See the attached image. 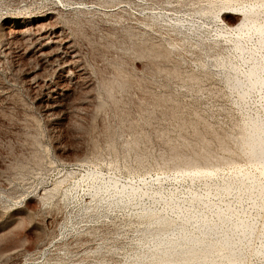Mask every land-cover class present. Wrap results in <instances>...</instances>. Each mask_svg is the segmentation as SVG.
Returning <instances> with one entry per match:
<instances>
[{
  "label": "rangeland",
  "instance_id": "374dc122",
  "mask_svg": "<svg viewBox=\"0 0 264 264\" xmlns=\"http://www.w3.org/2000/svg\"><path fill=\"white\" fill-rule=\"evenodd\" d=\"M261 1L0 0V264H147L141 207L209 187L178 179L174 156L209 152L221 175L246 166L234 144L259 95L242 104L226 82L219 62L246 64L221 13ZM46 16L74 52L61 75L31 33L23 43L1 28ZM98 181L140 194L111 206L93 196Z\"/></svg>",
  "mask_w": 264,
  "mask_h": 264
},
{
  "label": "bare ground",
  "instance_id": "6f19581e",
  "mask_svg": "<svg viewBox=\"0 0 264 264\" xmlns=\"http://www.w3.org/2000/svg\"><path fill=\"white\" fill-rule=\"evenodd\" d=\"M227 15L233 18H227L230 20L226 23L223 19ZM221 19L225 34L231 38L237 55L246 64L243 70L230 58L219 62L226 82L242 104H247L253 93L259 95L261 112L247 118L234 141L247 164L234 166L227 174L221 175L214 164L209 166L210 156H214L212 153L174 156L179 162L175 175L178 179L202 181L209 187L203 193L191 191L186 203L172 197L161 211L141 207L145 227L136 261L147 264H246L245 259L249 256H257L264 261V0L223 11ZM51 22L49 16L8 18L1 28L23 43L27 33H31L35 41L30 44L37 46V59L42 61L54 54L53 62L61 65L50 62V66H56L51 72L61 75L73 63L74 52ZM251 39L255 40L254 44L246 48L245 43ZM60 48L65 50L62 58L57 55ZM33 82L38 87L41 84L37 77ZM44 85L49 96L57 93L56 87ZM219 160L229 162L227 159ZM199 163L204 165L199 167ZM104 194H110L109 205L121 206L130 203L140 193L131 185L98 181L93 188V196Z\"/></svg>",
  "mask_w": 264,
  "mask_h": 264
}]
</instances>
